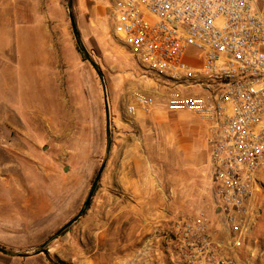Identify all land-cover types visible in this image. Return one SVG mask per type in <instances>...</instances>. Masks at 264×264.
<instances>
[{
    "label": "rangeland",
    "instance_id": "1",
    "mask_svg": "<svg viewBox=\"0 0 264 264\" xmlns=\"http://www.w3.org/2000/svg\"><path fill=\"white\" fill-rule=\"evenodd\" d=\"M74 12L107 86V158L104 90L77 44L68 0H0V245L26 251L45 243L81 211L97 168L107 160L88 210L49 246L52 262L45 254L23 258L0 252V264L150 263L158 256L156 242L167 248L184 219L217 216L208 128L201 118L190 112L179 116L162 101L151 112L128 114L133 91L154 94L156 84L139 77L137 56L114 36L109 5L74 0ZM198 55L191 49L188 58ZM172 136L189 142L195 156L190 170ZM110 159L113 169L149 168L153 185L164 187L167 198L136 197L137 187L115 174L103 180ZM138 184L142 188L144 182ZM170 211L172 219L158 217ZM250 213L251 228L235 264H264V182Z\"/></svg>",
    "mask_w": 264,
    "mask_h": 264
},
{
    "label": "built area",
    "instance_id": "2",
    "mask_svg": "<svg viewBox=\"0 0 264 264\" xmlns=\"http://www.w3.org/2000/svg\"><path fill=\"white\" fill-rule=\"evenodd\" d=\"M113 33L137 56L170 112H192L208 128V171L216 218H186L173 242L186 264H235L264 182V0H103ZM191 49L199 52L189 60ZM197 63V64H196ZM156 94L138 88L128 114L151 112Z\"/></svg>",
    "mask_w": 264,
    "mask_h": 264
},
{
    "label": "crops",
    "instance_id": "3",
    "mask_svg": "<svg viewBox=\"0 0 264 264\" xmlns=\"http://www.w3.org/2000/svg\"><path fill=\"white\" fill-rule=\"evenodd\" d=\"M156 93H157L156 94L157 103L159 104V101H162L164 107H166V109H167V106H166L167 98H166V96H164V94L162 96L160 92H156ZM186 112H174V113L179 114V113H186ZM190 113H192V112H190ZM179 116H180V114H179ZM203 125L206 129L207 124L205 122H203ZM198 128L200 129L201 126L198 125ZM171 140H172L171 141L172 145H174L173 147L177 151L182 150L181 154H182L183 159H184L183 162H185L186 167L190 170L191 169L190 167H194V166H192V164H190V161L195 156H193L191 153L192 148H191L189 142H187V140H185V141L181 140V139L179 140L178 138L175 139V137H173V136H172ZM111 158H113V156ZM207 159H209V158H207ZM111 162L112 161L110 159L108 166L106 168V171L104 173L103 180L107 179L106 176L109 174L118 175L119 179H120L119 181H121L122 183H124L123 181H125L126 183H127V181H129L128 182L129 184H131V185L133 184L134 186L137 187L135 189V191L138 192L135 194L136 197H140V198L145 199L144 197L148 196L149 198H147V199H151L153 202L154 201L159 202V201L165 200V197L168 196L166 194V189L164 187L160 186L159 184L157 186L153 185V183H152L153 179L150 176L149 168H147V167L139 168L138 166L136 167V166L132 165V166H130V168H127L124 171L123 169H120V168L113 169V167H111ZM136 163H138V162L136 161L134 164H136ZM138 164H141V160H139ZM139 182L140 183L144 182L142 188L138 187L140 185V184H138ZM175 192H176V190H175L174 186L172 185L171 186V194L172 195H173V193L176 194ZM169 195H170V192H169ZM167 205H168V207H170L169 204H167ZM142 217H144V216H142ZM158 217L163 218V219H167V218L172 219L173 218V212L170 211V213H168L167 215H165V216L159 215ZM213 236H214V240H216L222 244L224 256H226V257L231 256L236 261V258L238 255H237V252H232L230 250V242H229L230 240H229V235L227 234V232L223 229H217L216 231L214 230ZM159 239H156V240H159ZM167 242L169 243L168 244L169 246L167 248H161V247H159V244L157 241L156 242L157 248H155V254H157L158 256L154 257V255H153V258H152L153 261L152 262H150V263L142 262L141 264H172V262H175V260L183 261L181 258V254L179 252V249H175L176 247H175L174 243L172 241H167Z\"/></svg>",
    "mask_w": 264,
    "mask_h": 264
},
{
    "label": "water",
    "instance_id": "4",
    "mask_svg": "<svg viewBox=\"0 0 264 264\" xmlns=\"http://www.w3.org/2000/svg\"><path fill=\"white\" fill-rule=\"evenodd\" d=\"M68 10H69L70 20L72 23L74 35H75L77 44L79 46V49L83 53L85 58L92 63V65L94 66L95 70L97 71L99 78L102 82V86H103V90H104L105 104H106L107 129H108L107 130V150H106V158H107L109 156L110 149H111V132L109 130V128H110V107H109V101H108L107 86L105 83L104 75H103L102 71L100 70V67L98 66V64H96V62L94 61V59L92 58V56L88 52V50L85 47L84 42L82 40V36H81L80 30L78 28L76 16L74 14V0H68ZM106 161H104V163L102 164V166L99 169V172H98V174H97V176L93 182L91 191L86 198L84 206L82 207L81 211L73 219H71L69 222H67L53 236H51L45 243H43L40 246H37L33 249L26 250V251H17V250L9 249L5 246L0 245V252L5 254V255L17 256V257H23V258L32 257V256L40 255V254H45L48 257V259L50 260V262H52V260L49 258V255H48L49 246L54 241H56L58 238H60L88 210V208L91 204L92 198H93L95 191L97 189L98 183H99L101 176L103 174V171L106 167Z\"/></svg>",
    "mask_w": 264,
    "mask_h": 264
},
{
    "label": "trees",
    "instance_id": "5",
    "mask_svg": "<svg viewBox=\"0 0 264 264\" xmlns=\"http://www.w3.org/2000/svg\"><path fill=\"white\" fill-rule=\"evenodd\" d=\"M74 13H75V16H76V18H77L76 12H74ZM98 172H99V168H97V170H96V173H95V178H96V176H97ZM95 178H94V179H95Z\"/></svg>",
    "mask_w": 264,
    "mask_h": 264
}]
</instances>
